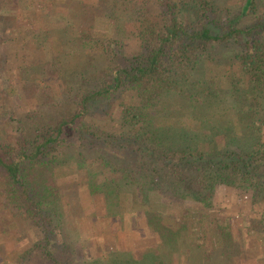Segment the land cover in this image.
Instances as JSON below:
<instances>
[{"label": "trees", "instance_id": "obj_1", "mask_svg": "<svg viewBox=\"0 0 264 264\" xmlns=\"http://www.w3.org/2000/svg\"><path fill=\"white\" fill-rule=\"evenodd\" d=\"M258 8L0 0V44L12 52L0 53V101L23 100V111L0 112V227L16 236L25 226L27 239L13 264H75V246L59 242L63 203L85 189L130 199L134 223L159 236L137 263L121 264H264ZM183 92L194 99L189 113L176 105ZM220 187L246 193L244 225L222 215Z\"/></svg>", "mask_w": 264, "mask_h": 264}, {"label": "rangeland", "instance_id": "obj_2", "mask_svg": "<svg viewBox=\"0 0 264 264\" xmlns=\"http://www.w3.org/2000/svg\"><path fill=\"white\" fill-rule=\"evenodd\" d=\"M239 1L241 0H220L221 3L225 2L229 5ZM257 2L259 4L257 14L264 19V0H257ZM0 53L5 54L9 58L7 60L12 59L11 47L0 44ZM1 81L0 79V98H4L5 96L1 92ZM177 98L176 105L182 108L179 110L189 113V107L192 106L194 100L190 93H180ZM2 104L0 101V112L2 113L4 112V106L14 108L17 113L23 111V100L18 96L7 99V103L4 106ZM216 202L220 208H223L222 215L229 217L233 223L244 225L248 222L250 201L247 199L246 193L220 187L217 191ZM117 204V200L112 196L110 198L107 197V199L100 195L92 197L87 189L68 195L63 203V214L65 216L64 235L59 236V242L75 246L76 250L73 251L75 264L76 262H84L88 256L93 257L94 260L98 256L102 259L103 264H119L118 260L125 263L127 261H130L129 263H134V261L137 263L136 252L142 251L148 243V238L142 236L144 234L142 229L145 226L143 227V224L140 225L141 228L139 230L133 226L132 214H130L132 204L130 199L129 202L125 201V203ZM187 204L196 206L192 202ZM121 230L123 231L122 236L118 232ZM121 237L120 248L132 247L134 250H122L121 255L110 254L111 251H115L111 249L112 246H117V242L121 240ZM84 239H87L88 242H84ZM98 252L102 253L97 255ZM140 264L143 263L140 262Z\"/></svg>", "mask_w": 264, "mask_h": 264}, {"label": "crops", "instance_id": "obj_3", "mask_svg": "<svg viewBox=\"0 0 264 264\" xmlns=\"http://www.w3.org/2000/svg\"><path fill=\"white\" fill-rule=\"evenodd\" d=\"M132 218V216H131ZM132 221L134 223V218H132ZM3 225H4V222H3ZM125 225V224H124ZM134 227H137V230H139V228H141V226H139V224H135L133 225ZM12 228L13 227H10V229L8 230V228H6L4 226V228L1 230V227H0V264H13L15 263L16 261H19L20 258L19 256L21 254H24L25 253V249L27 247V239L25 238L26 236V231H25V226H23V228L21 229V227H19L17 230H16V233L17 235L15 236V233H13V236H12ZM8 230V231H7ZM143 237H147L148 238V243L145 245L146 247L142 250H146V249H149L151 248V250L153 248H155L156 245L160 244L161 241L159 239V236L156 235V233H154L153 231H149L148 228H143ZM7 231V232H6ZM120 232L119 234L122 236V233L123 231H118ZM145 238V239H147ZM88 242L87 239L85 240L84 239V242ZM121 242H122V237H121V240L117 242V246L113 247L111 249L115 250V251H111L110 254L112 253V255H121V251L122 250H134L132 247H124L123 249L120 248L121 247ZM168 249L167 250H163L162 251V258H165V259H168L170 260L171 259V255L169 254V251ZM167 252V253H166ZM102 252H98L97 255H100ZM106 253V252H104ZM157 257H160L158 254H160L159 252L155 251ZM136 254L140 255L141 254V251L140 252H136ZM93 257L91 256H88V258L86 260H92ZM97 258H99L97 256ZM101 259V258H100ZM153 259V258H152ZM119 264H121L122 262H120L118 260Z\"/></svg>", "mask_w": 264, "mask_h": 264}]
</instances>
